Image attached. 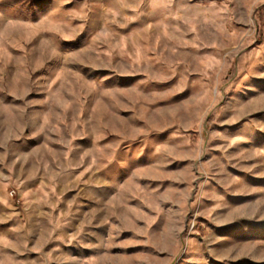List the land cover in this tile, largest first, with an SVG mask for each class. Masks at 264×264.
Segmentation results:
<instances>
[{"label": "rangeland", "instance_id": "1", "mask_svg": "<svg viewBox=\"0 0 264 264\" xmlns=\"http://www.w3.org/2000/svg\"><path fill=\"white\" fill-rule=\"evenodd\" d=\"M0 264H264V0H0Z\"/></svg>", "mask_w": 264, "mask_h": 264}]
</instances>
